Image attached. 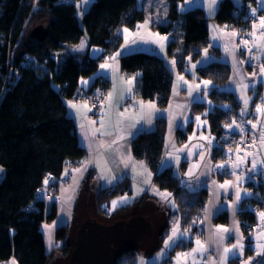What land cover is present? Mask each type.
I'll use <instances>...</instances> for the list:
<instances>
[{
    "label": "trees",
    "instance_id": "obj_1",
    "mask_svg": "<svg viewBox=\"0 0 264 264\" xmlns=\"http://www.w3.org/2000/svg\"><path fill=\"white\" fill-rule=\"evenodd\" d=\"M78 1L80 0H0L1 263L14 258L17 264H49L54 252L63 258L69 255L67 225L63 223L57 226L55 241L60 244L52 254L45 249L40 229L43 222L52 221L56 217L55 206L52 204L46 211L43 201L48 176H52L55 185H58L65 180V170L78 166L86 156L79 144L75 122L68 113V104L79 99L88 103L89 96L99 88L104 89L106 94L109 81L102 76H94L86 91L83 90L81 81L94 75L100 63L118 50L122 41L119 30L123 26L133 28L145 18L144 11L137 7V0H92L89 9L82 16L81 26L76 7ZM167 1L168 22L153 25L159 33L171 35L166 46L167 56L134 52L119 57L120 69L124 74L138 75L133 87L135 97L153 101L161 109L167 107L171 98L173 76L168 64L170 57L178 59V72L183 73L186 57L191 58L196 49L201 55L211 41L208 17L204 15L203 9L195 8L181 13L177 7L184 0ZM254 2L255 0H239L237 4L233 0H221L210 19L220 26L249 31L247 17L250 18V6ZM45 28L47 30L42 38L34 34ZM177 32H180L179 37L175 35ZM32 35L35 36L33 41L29 40ZM81 39L86 41L87 48L84 52L75 51V46ZM92 47H99L101 53L93 57L89 53ZM214 49L218 48L215 46ZM181 54L183 61L180 59ZM219 66L223 71L215 70L212 73L211 70ZM204 68L215 78L216 84L210 91L212 102L223 105L231 103L234 109H238V114L241 105L234 92L221 90L225 86L223 83L230 78L229 64L210 62L197 71L201 78L207 77ZM198 106L203 108L204 105L198 104L195 108ZM215 110L208 115L210 129L212 132H220L222 123L227 122L228 112L222 108ZM89 112L94 118L101 111L91 112L89 106ZM188 127L189 130L192 129L191 124ZM166 129V119L157 118L152 130L139 131L133 137L131 153L134 159L147 164L153 174V183L159 189L172 192L178 211L188 205L185 219L190 218V229L195 232L199 228L197 215L201 214L206 202V189H188L181 184L172 168L160 170ZM175 134L181 141L187 137V132L181 127H178ZM92 173L90 171L87 178ZM259 179L261 178L258 177L255 182ZM252 183L248 181L246 186ZM130 186L129 178L124 177L113 186L98 190L94 199L97 210L102 202L130 192ZM250 190L259 194L258 199L256 194V198L243 199L237 211L246 237V256L254 253L251 235L259 227L256 215L248 206H255L258 211L263 210L264 184L255 186L253 183ZM186 198L197 199L194 203L184 204ZM135 204H129L125 209L131 210ZM179 220L184 225L185 220L180 217ZM217 221H225V217L219 216ZM134 251L130 249L122 253L114 264H135ZM167 260L169 261L165 256L159 263L168 264Z\"/></svg>",
    "mask_w": 264,
    "mask_h": 264
},
{
    "label": "rangeland",
    "instance_id": "obj_2",
    "mask_svg": "<svg viewBox=\"0 0 264 264\" xmlns=\"http://www.w3.org/2000/svg\"><path fill=\"white\" fill-rule=\"evenodd\" d=\"M220 1L221 0H216V4L212 6L211 10H210L211 0H184L183 3H178L177 8L178 11L181 13L195 8L203 9L204 15L208 17L209 35L211 38L210 41L211 44L208 43L207 47L202 50L201 55L199 54V51L196 49L195 52L191 54L192 59L189 56L186 57V64L185 62L183 64L184 67L185 66L186 67L185 68L183 67L185 69V72L183 73L178 72L177 64H176L178 59L174 57H170L169 63L170 66H172L171 69L172 70L174 69L175 71L177 70L178 73H174L172 79V83L175 80V95L174 97H172V99H170L171 101L169 100L170 105L172 104V106L170 107L167 113H168V118L170 120V124H172L174 120L177 121L176 125L178 121H181L182 126L179 127H181L184 131L187 132L186 139L184 140L182 139V141L179 140L175 134L178 127L174 132L175 142L179 146V149H182L181 153L186 154L190 149L197 148L196 159L191 153H189L188 155L187 164L185 167L186 168L185 175H187L189 169L192 170V174H195L197 171L201 173L203 169L202 166L204 165L206 160L209 159V161L211 162L210 166L209 163H207V165L204 166L206 168L203 172V176L205 172L206 171L208 172L209 170H212L214 172L213 173L214 176H210V177L202 176V177L203 179H205V183H207L206 181L210 180L211 177H214L212 181H215V183H212L209 186L206 185V187H202V188L206 189V193H207L206 196L209 194L208 190L210 189L213 198V203L216 202V197L217 200L220 199L221 194L219 193V191L217 194L215 187L216 188L219 187V185L223 184L222 182H225L227 180V181H232L233 185L235 183L237 185L242 186L239 187L236 185L235 192L233 193L232 198L226 199L225 201L226 204L230 206L232 201H234L236 197L235 193L237 188L239 189L240 193H242L241 188H243L244 186L250 192V196H249L250 199H252L253 197L256 198V195L258 199L259 194H256L254 190L252 191L250 189H252L253 183L255 186H258L259 183L262 185L264 184V182H261L262 180H264V143L261 142V134L264 133V111L261 112L256 111L257 105H260L262 109H264V75H261L260 72L261 66H264V27H262L260 23L261 19H264V0H255L254 4L250 6V11H249L250 18L247 17L250 26V29H248L249 31L230 28L228 26H220L216 24L212 19H210V16L216 13L218 3ZM233 1L238 4L239 0H233ZM167 2H168L167 0H137V7L144 11L145 18L142 22H138L133 28L123 26L119 30V34L122 37V41L118 50L115 52L116 53L115 55L117 57H119L117 53H119V55L121 56L134 52H152V53H157L163 57L167 56L166 46L168 44V41L171 39V35H163L153 28V25L155 24H165L168 22L169 13H168ZM91 3L92 0H80L76 3L77 15L79 17V22L81 26H82V16L89 9ZM146 21H148L147 24H145ZM138 26H142V27H138ZM176 26L177 25L175 24V27ZM125 29H127V32L124 31ZM233 32H235L236 35H232ZM175 35L179 37L180 32L175 33ZM42 36L43 34H40L38 38H41ZM34 37L35 36L33 35L29 36V40L33 41ZM159 37H166L167 39L160 40ZM245 41H247V43H244ZM178 43H179V39L177 40V44ZM215 46L218 49H214ZM226 48L228 49V51H225ZM92 49L93 51L95 50L96 53L100 52L98 50L99 47H92ZM81 50H82L81 47L79 46L75 47V51L80 52ZM95 56L97 55L94 53L93 57ZM180 59L181 61H183L182 54ZM173 60H175V65L171 63ZM216 61L226 62L229 64L230 78L229 81L223 83L225 84V86L221 87V90L225 91V89H228L227 91L234 92V94L238 99L239 104L241 105L238 114H237L238 109L237 108L234 109L231 103L223 105L222 103L219 104L213 103L211 100L212 98L210 97V91L213 89L214 85L216 84L214 82L215 78L213 79L214 76H212L211 74L214 73L215 70H218L219 72L223 71V69L220 68L221 66L217 67V69H215L216 67L212 69L211 70L212 73L210 74H209V70H206V68H204L203 70L206 72L205 75H207L206 78L205 77L201 78L199 76L200 74H198L197 72L204 66L210 64V62H216ZM193 65H195L194 68ZM253 73H255V76L252 75ZM126 76H127L126 78L127 81H129L130 79L132 81V83L130 84L131 87L132 86L134 87L138 75H126ZM179 77H183V80L178 79ZM185 81L187 83H185ZM204 81H208L209 83L205 85L203 83ZM245 84L249 85L247 90L243 89L242 87V85ZM242 97L249 98V103L246 108L244 104V99ZM106 104H107V100H106ZM198 104L204 105L203 108H200V106L195 108V106ZM129 107L130 106H128L124 110L120 108L118 114L116 113V115L121 117L122 119L126 118L125 121H123V124L129 122L133 117ZM104 108H100L99 111H102ZM215 108H222L224 111L228 112V117L226 115L227 122L222 123L220 132L219 131L212 132L208 120L209 113H214L216 111ZM242 110H244L243 115H241ZM97 116H95V118ZM115 116L109 115L103 121L105 129H108L109 127L111 130L113 129L112 128L113 124L116 123ZM196 117H200V120H196ZM165 119L167 120V118ZM233 120H235L236 124L240 126L239 128H237L236 125H233L231 128L226 127V125L232 124ZM189 124H191L192 126L191 130L188 129ZM253 125H256V127H253ZM200 145H203V148H201ZM163 148H164V143H163ZM200 153H203V159H201ZM170 154L172 153L170 152ZM168 157L170 158V161H172L171 157L170 156ZM182 162H181V168L184 169V166L182 165L184 163ZM253 162H256L255 168L252 167ZM234 163H239V167L236 168L232 167V164ZM218 164H224L225 167L217 168L216 165ZM139 165L145 166L141 163H139ZM179 167H180V162L177 164L176 167H174V169L178 170ZM163 169L164 167H160V170ZM232 173H235L236 175H232ZM178 174L180 177L183 176V173L181 172H179ZM151 175H152V181L150 180L147 181L146 185L148 186V188L144 192H140V191L142 189L141 186L143 185L144 179L147 177L145 174H143L142 178L137 177V179H135L137 181V182L135 181L137 183L135 189L131 184L130 192L121 193L120 195L111 198V200L108 202H102L99 205L100 207L99 210L102 211L97 210V206L95 203L94 205L93 204L88 205L90 203L89 199L91 198L89 194H87L88 199H86V202L83 203L81 207L80 204L76 206L74 211L68 207H64L63 210L60 211L61 213L60 221H63L64 223H66L65 225H67V230H68L67 243L69 245L67 246V248L69 250V255L63 258L58 254H53V257L51 258L49 264H69V258L71 256V253L74 251L75 242H76V238H74V235H71V237L68 238L70 234L69 228L73 224L75 217L77 218L76 223L81 222L83 219V223L85 221H91V222H97L98 224H101L103 226H111L114 223L126 221L129 220L130 218L141 217V215L147 221L151 219L154 227L151 231V234L144 237L142 241L135 246V249H133L135 250L134 253L136 255L134 259L135 264H141V262H143V264H149L152 262L155 263V262H159L165 256L168 257L170 254L169 253L170 250H172L173 246L177 243L178 239L182 238L181 240H183L184 238H200L201 235L199 234V231L195 230L194 232V229H190L192 228V223L190 218L185 219V215L188 214V210H189L188 205H186L184 209L180 208L181 211H178V209L176 208V203L174 201L172 192L168 190L159 189L153 183V174ZM198 175L201 174L198 173ZM237 175L241 177L240 181L242 182V184H240V181L237 183L236 181ZM258 177H260L262 180L259 179L258 182H255L257 181ZM85 181L89 182L90 179L86 177ZM248 181H252L253 182L252 185L250 184L249 186H246L248 184ZM59 185L60 183H58V185L54 184L55 189L54 191L49 193L48 195L49 197H51L54 193L57 192ZM230 187L233 188L234 186H230ZM100 189L101 188L99 187L98 190ZM97 191L95 192V194H92L93 200L96 197ZM160 193H169L171 195L168 196L167 199H164L160 195ZM254 194L256 195L254 196ZM121 198H126V199L122 200ZM249 198L246 197V199ZM186 199L188 200V202ZM186 199L184 201V204H188V203L191 204L196 202L195 200L197 198H193V199L186 198ZM205 199H207V197ZM113 201H117L115 207L112 206ZM134 203L136 204L133 207ZM129 204H133L131 207L132 209L126 210L125 208L129 206ZM84 205H87L86 208L87 211L92 210L93 214L95 213L97 214L96 217L93 214L91 215L90 213L88 214L90 216L95 217L96 218L95 221L92 219V217L89 220L85 219L87 211H84V209L82 208ZM262 208L263 210L258 211L256 210L255 206H248V209L252 211L253 214L256 215V218L258 220L257 222L259 223L258 229L260 228L257 232L254 231L251 235L254 238V245L252 244V247L254 246L257 253H262L264 250V219H262L259 215V213L264 212V207ZM176 213H180L178 217ZM143 215H146V217ZM197 216L198 218L196 222L199 223L201 221L200 218L201 216L200 215ZM179 217L181 218V220L182 219L185 220L184 225L179 220ZM228 217L230 219V224L232 229L231 235L236 236L233 233L234 213L232 211L229 212ZM52 221L46 223H51ZM72 228L77 229L76 225ZM174 228L177 229L176 235L173 237L172 240H169V237L173 236ZM56 229L57 226H55L53 232L54 245L49 252L51 254L52 252L58 250L57 248L59 247L60 244L55 241ZM213 229L214 230L211 229L210 231L208 230L209 234L208 232H206L207 238H211L212 236L213 238H216V244L219 247L221 246L222 249L221 251L224 254V249L227 248L224 242H225V238H228V235H224L223 232L217 233V229L215 228ZM159 241H162L161 244H159ZM166 242H167V246H166ZM185 243L187 242H184V240L183 242H181L183 246ZM181 244H179V247L180 246L182 247ZM236 244L237 241H234L233 245ZM231 249H233V247ZM234 251H238V252L240 251V254L241 255L243 254V251L239 249H235ZM147 254L151 255V257H147L146 256ZM176 254L177 255L171 256L173 259L175 258L176 260V263H172V264L187 263V261L185 260H182L181 263H178L180 257H179V253ZM197 255H198L197 253H192L193 260H197L196 257ZM59 257H61L62 260H60Z\"/></svg>",
    "mask_w": 264,
    "mask_h": 264
},
{
    "label": "crops",
    "instance_id": "obj_3",
    "mask_svg": "<svg viewBox=\"0 0 264 264\" xmlns=\"http://www.w3.org/2000/svg\"><path fill=\"white\" fill-rule=\"evenodd\" d=\"M82 42L84 46L82 47L81 51H85L87 45L84 39H81L79 44L75 47L80 46ZM98 50L100 52L96 53L95 50L93 51V49L90 48L89 53L92 56L94 53L96 55H99L101 53V49L99 48ZM115 54L116 53L111 54L110 57L107 58V60L101 62L97 69V72L94 75L82 80L87 81V84H84L81 81V85L84 91H86V89H88L89 86L92 84L94 76H102L103 79H107L109 81V85L106 88L107 104L106 107L99 113V115L96 118L91 117L88 103L85 100H73L70 101L68 104V113L75 122L79 144L85 150L86 156L78 166L69 167L65 170L63 175L65 180L63 182H60L57 192L52 197H45V194L43 192L45 210L48 211L49 207L52 204L56 208L55 219L51 223L43 222L40 226L43 235L44 246L47 252H50L51 248L54 245L53 232L55 226H58L57 224L64 223L63 221H60V211L63 210L64 207H68L74 211L76 206L80 204L81 207V205L86 202V199H88L87 194L91 196V198L89 199L90 203L88 205H94L92 194H95L99 187L105 188L113 186L117 181L124 177H128L130 179V182L133 188L135 189L137 185V181L135 179H137V177L142 178L143 174H145L147 177L144 179L140 192H144L148 188L146 184L148 180L152 181V173L145 162L133 158L131 153L130 141L133 136L139 131L152 130L154 128L155 120L158 117L167 118V131L164 140L165 150L160 163V167H172L174 169V167H176L177 164L180 162V167L178 168V170L174 169V172L178 178L180 177L178 173H183V176L180 177L179 180L181 181V184L184 187H187L188 189L198 190L202 187H206V185L209 186L212 183H215V181H212L214 177H211V179L209 178L210 180L206 181L207 183H205V179H203L204 176H214V172L212 170H209L208 172L206 171L203 176V172L206 168L204 166H206L207 163H209V166L211 165L209 159H207L204 165L202 166L203 169L201 173L197 171L195 174H192L190 176L185 175V167L187 164L188 155L189 153H191L196 159L197 148H192L185 154L181 153L182 149H179V146L176 144L174 132L176 128L182 126V124L181 121H178L176 125L177 121L175 120L174 122H172V124H170L167 112L172 106V104L170 105L171 100L169 101V104L165 109H160L153 101H143L139 98H136L133 94V86L131 87V85L126 80V74H124L123 71L120 69V63L118 61L120 55H118L119 57H117ZM111 57H115V59H110ZM102 64H107L109 65V67L102 69L100 67ZM168 64L170 65L169 62ZM174 73H178L177 70H172V76H174ZM174 95L175 80L172 83L170 99H172ZM71 105H74V107ZM128 106H130L129 109L131 110L133 117L129 122L123 124V121H125L126 118L122 119L121 117L117 116L116 113L118 114L120 108L124 110ZM109 115H116V123L113 124L112 130L110 129V127L108 129H105L103 124V121ZM170 152L172 154H170ZM168 156L171 157L172 161H170V158ZM182 160L184 161V169L181 168ZM139 163L145 166L139 165ZM76 169H79V171H76ZM90 171H92L93 173L90 174V181L87 182L85 181V179ZM198 173L201 175H198ZM240 184H242L241 181ZM236 185L237 184L234 183L233 188L229 187L227 189L215 187L217 194L218 191L221 194L219 200H217V197L215 196V203H213V198L210 189L208 190L209 194L207 195L203 211L200 214L201 221L198 223V231L201 237L184 238V242L188 243H185L186 245L184 244V246L183 244H181V242H183V240H181L182 238L178 239L177 243L173 246L172 250H170V252H172H169L170 254L168 257L166 256V258L169 259L168 264L176 263L175 258L173 259L171 257L172 255H177L176 253H179L180 257L178 263H181L182 260H185L187 261V263L185 264H222V261L223 264H262V261L264 259V250L262 253H257L253 246L254 253L249 256L245 255L246 237L242 231L240 221L237 215V211L239 209L241 201L243 199H246V197L249 198L250 192L243 186V188H241L242 198L239 201H237L235 197L234 201H232L230 206L227 205L225 202L227 198H232V195L235 192ZM237 186L242 187L240 185ZM82 208L84 209V211H87V205H84ZM205 209H207V212L205 211ZM231 211L234 213L233 233L236 236L231 235L232 229L230 219L228 217L229 212ZM89 213L91 215L93 214V211H87L85 219L89 220L92 217V219L95 221V217L97 214H93L95 216L93 217L88 215ZM219 215L224 216L225 221H217V217ZM178 216L179 215L177 214V217ZM76 219L77 218L75 217L73 224L69 228L70 234L68 238H70L71 235H74V238H76L77 233L79 232L81 227L87 222L85 221L83 223L82 219L81 222L76 223ZM45 225L50 226V231L49 228L45 227ZM75 225L77 229L73 228V230H71L72 227H74ZM219 226L230 230L226 233L223 232L224 235H228V238H225L224 242L227 248L231 249L233 247L234 241L239 240L243 244L242 255L240 254V251H234V253L229 252L225 258V253L223 254V252L221 251V246L219 247L216 244V238H213V236L211 238H207L206 232H208L209 234L210 229L214 230L213 228L217 229ZM259 229H256L255 232H257ZM49 236H51V243L49 242ZM251 238L253 240L254 245L253 236H251ZM197 240H199L201 242V245H203L202 248L197 245ZM179 244H181L182 247H179ZM193 249H199V251L195 252L198 254L196 256L197 260H193L192 258ZM53 254L57 253L54 252ZM146 256L151 257V255L149 254H147ZM59 259L62 260L61 257H59ZM0 264H17V262L14 258H11L5 263L0 262Z\"/></svg>",
    "mask_w": 264,
    "mask_h": 264
},
{
    "label": "water",
    "instance_id": "obj_4",
    "mask_svg": "<svg viewBox=\"0 0 264 264\" xmlns=\"http://www.w3.org/2000/svg\"><path fill=\"white\" fill-rule=\"evenodd\" d=\"M46 30H37L34 34L38 37ZM151 231V223L142 216L111 226L87 221L77 233L69 264H114L122 253L135 249Z\"/></svg>",
    "mask_w": 264,
    "mask_h": 264
},
{
    "label": "snow or ice",
    "instance_id": "obj_5",
    "mask_svg": "<svg viewBox=\"0 0 264 264\" xmlns=\"http://www.w3.org/2000/svg\"><path fill=\"white\" fill-rule=\"evenodd\" d=\"M215 4H216V0H211L210 10L212 9V6L215 5ZM253 14H254V13H253ZM147 23H148V21L145 22V24H147ZM260 23H261V26L264 27V19H261V22H260ZM138 27H142V26H138ZM124 31L127 32V29H125ZM157 35H158V34H157ZM232 35H236V33L233 32ZM159 39H160V40H165V39H167V38H166V37H159ZM244 43H247V41H245ZM83 46H84V44H83V42H82L81 45H80L79 47L82 48ZM205 51H206V50H205ZM225 51H228V49L226 48ZM117 55H119V53H117ZM110 59H113V60H114L115 57H111ZM171 63H172L173 65H175V60H173ZM100 67H101L102 69H105V68L109 67V65H107V64H102ZM194 67H195V65H193V68H194ZM260 72H261V75H264V66H261ZM252 75L255 76V73H253ZM178 79L183 80V77H179ZM82 83L87 84L88 82H87V81H82ZM128 83H129V84L132 83L131 79L128 81ZM185 83H187V82L185 81ZM203 83H204L205 85H207L209 82H208V81H204ZM197 87H199V86H197ZM242 87H243V89L247 90L248 87H249V85H246V84H245V85H242ZM190 94H191V93H190ZM110 96H111V94H110ZM242 98L244 99V104H245V108H246L247 105H248V103H249V98H246V97H242ZM71 106L74 107V105H71ZM243 111H244V110L241 111V115H243ZM256 111H257V112H261V111H264V109H262V107H261L260 105H257V106H256ZM196 120H200V117H196ZM205 123H206V121H205ZM233 125H236L237 128L240 127L239 125L236 124V121H235V120L232 121V124L226 125V127L231 128ZM253 127H256V125H253ZM261 142L264 143V133L261 134ZM200 147L203 148V145H200ZM229 151H231V150H229ZM200 156H201V159H203V153H200ZM197 166H198V165H197ZM197 166H194V167H197ZM216 167H217V168H223V167H225V165H224V164H218V165H216ZM232 167H234V168L239 167V163H234V164H232ZM252 167H253V168L256 167V162H253ZM76 171H79V169H76ZM187 175H189V176L192 175V170H191V169H189V172L187 173ZM232 175H236V174H235V173H232ZM240 180H241V177H240L239 175H237V176H236V181H237V183H238ZM45 183H47V180L45 181ZM230 186H234V185H233L232 181H227V180H226L223 184L219 185V187L222 188V189H227V188L230 187ZM160 195H161L164 199H167L168 196H170L171 194H169V193H160ZM235 196H236V200H237V201H239V200L241 199V193H240V191H239L238 188H237V190H236ZM121 199L123 200V199H126V198H121ZM116 204H117V201H113V202H112V206H113V207H115ZM205 211L207 212V209H205ZM259 215H260V217H261L262 219H264V212L259 213ZM45 227H46V228H49V231H50V226L45 225ZM229 231H230L229 229H227V228H223L222 226H219V227L217 228V233H222V232H225V233H226V232H229ZM176 232H177V229L174 228V229H173V236H170V237H169V240H172V239H173V237L176 235ZM221 238H223V237H221ZM49 242L51 243V236H49ZM196 243H197V245L200 246V248L203 247V245H201V242H200L199 240H197ZM166 246H167V242H166ZM235 249H240L241 251H242V249H243V244H242L239 240L237 241V244H236V245H233V249H229V248H225V249H224L225 258H226L227 254H228L229 252H234ZM197 251H199V249H193V253H195V252H197ZM182 255H188V254H182ZM141 264H143V262H141ZM222 264H223V261H222Z\"/></svg>",
    "mask_w": 264,
    "mask_h": 264
},
{
    "label": "built area",
    "instance_id": "obj_6",
    "mask_svg": "<svg viewBox=\"0 0 264 264\" xmlns=\"http://www.w3.org/2000/svg\"><path fill=\"white\" fill-rule=\"evenodd\" d=\"M88 103L91 109V112L98 111L100 108H104L106 105V94L104 89L99 88L88 98ZM93 115L91 114V117ZM48 186L44 189V194L46 197H49V193L54 191L55 181L52 179V176H48Z\"/></svg>",
    "mask_w": 264,
    "mask_h": 264
},
{
    "label": "flooded vegetation",
    "instance_id": "obj_7",
    "mask_svg": "<svg viewBox=\"0 0 264 264\" xmlns=\"http://www.w3.org/2000/svg\"><path fill=\"white\" fill-rule=\"evenodd\" d=\"M138 216H139V215H138ZM141 216H142V215H141ZM143 216H145V217H146V215H143ZM147 218H148V217H147ZM149 222H150V223H151V225L153 226V224H152L153 222H152V220H151V219L149 220ZM71 230H73V228H72Z\"/></svg>",
    "mask_w": 264,
    "mask_h": 264
},
{
    "label": "bare ground",
    "instance_id": "obj_8",
    "mask_svg": "<svg viewBox=\"0 0 264 264\" xmlns=\"http://www.w3.org/2000/svg\"><path fill=\"white\" fill-rule=\"evenodd\" d=\"M152 226V225H151ZM154 227L152 226V229H153Z\"/></svg>",
    "mask_w": 264,
    "mask_h": 264
}]
</instances>
